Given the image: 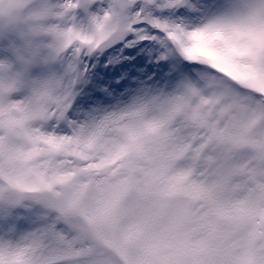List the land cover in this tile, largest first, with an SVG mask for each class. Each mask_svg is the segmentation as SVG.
I'll list each match as a JSON object with an SVG mask.
<instances>
[{
    "label": "snow or ice",
    "instance_id": "1",
    "mask_svg": "<svg viewBox=\"0 0 264 264\" xmlns=\"http://www.w3.org/2000/svg\"><path fill=\"white\" fill-rule=\"evenodd\" d=\"M0 264H264V0H0Z\"/></svg>",
    "mask_w": 264,
    "mask_h": 264
}]
</instances>
